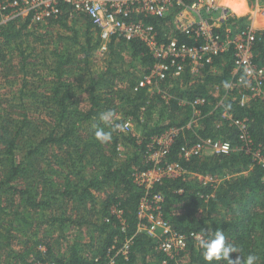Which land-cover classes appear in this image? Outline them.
Masks as SVG:
<instances>
[{
	"label": "trees",
	"instance_id": "1",
	"mask_svg": "<svg viewBox=\"0 0 264 264\" xmlns=\"http://www.w3.org/2000/svg\"><path fill=\"white\" fill-rule=\"evenodd\" d=\"M193 1L182 0L175 10ZM253 12L256 23L264 25V18ZM225 14L214 26L221 34L227 26L235 33L249 25L244 16ZM145 20L156 26L162 40L173 34L171 24L163 26L155 17ZM54 26L61 32L53 35ZM174 33L193 43L184 32ZM98 45V30L84 14H62L42 23L19 17L0 27V85L18 86L11 94L0 92V250L7 251L0 264H177L185 252L187 264H208L192 234L208 238L211 229L219 228L241 255L256 248L257 264H264V166L239 148L238 127L221 116L226 109L232 119H245L250 145L264 156V104L255 100L240 105L238 92L245 85L229 88L231 51L214 56L199 76L185 70L149 88L137 86L155 61L143 41L111 38L100 54L103 66L95 69ZM253 60L264 65V29L255 30ZM196 96L206 99L197 105L200 125L186 127L192 114L189 102ZM81 100L87 101L84 109L79 108ZM108 111L114 116L106 124L100 115ZM126 119L135 122L136 133L117 127ZM172 127L179 130L160 163L176 162L183 172L163 176L148 188L138 185L131 171L153 166L144 156L147 145ZM97 128L111 131V141L99 142ZM199 138L229 140L237 148L187 159L179 155L182 145ZM118 145L129 149L123 159L116 156ZM223 171L229 176L219 182L198 178ZM155 193L163 195L162 216L186 236L185 248L175 257L137 228L141 198ZM251 216L256 219V242L246 234ZM43 225L44 238L56 230V238L66 241V230L74 228L67 256L54 255L49 243L35 237L27 243L28 234ZM83 226L98 232V240L86 244L88 251L78 236ZM15 232L26 237L20 239V250L12 245ZM41 243L46 253L36 249Z\"/></svg>",
	"mask_w": 264,
	"mask_h": 264
},
{
	"label": "built area",
	"instance_id": "2",
	"mask_svg": "<svg viewBox=\"0 0 264 264\" xmlns=\"http://www.w3.org/2000/svg\"><path fill=\"white\" fill-rule=\"evenodd\" d=\"M181 5L182 0H0V27L19 17H28L31 22H45L50 17L62 14H68L69 17L84 14L98 30L99 45L96 52L104 53L111 38H123L126 41L138 38L148 47L155 61L152 69L138 80L139 87L157 86V81L177 77L185 70L195 76L204 65L211 63L214 56L230 50L233 78L229 88H234L233 83L245 85V89L238 92L240 105L255 100L264 104V65L253 60L257 29L249 24L235 33L229 29L221 34L214 30V26L224 20L226 14L217 0H194L175 10L176 6ZM217 10L218 14L215 13ZM148 17H155L158 22L161 20L163 26L171 24L173 34L168 35L166 40L159 38L156 26L145 20ZM176 30L184 32L193 43L180 41L174 33ZM205 102L204 96L190 100L192 114L186 127H199L201 117L197 105ZM221 116L230 118L238 127L241 140L239 148L251 153L264 166V156L250 145L245 119H232L226 109H222ZM130 128L127 121L120 130L125 132ZM178 130V127H172L159 137H154L147 145L144 156L153 162V166L146 170L131 171L134 182L148 188L163 176H177L183 172L176 162L160 163ZM234 148L237 147L229 140L199 138L190 145H182L179 155L187 159L192 155L228 154ZM162 200L163 195L160 193L153 194L151 198H141L137 228L154 237L159 242L158 249L175 257L185 248L186 236L173 230L162 216ZM192 235L198 240L202 237L199 233Z\"/></svg>",
	"mask_w": 264,
	"mask_h": 264
},
{
	"label": "rangeland",
	"instance_id": "3",
	"mask_svg": "<svg viewBox=\"0 0 264 264\" xmlns=\"http://www.w3.org/2000/svg\"><path fill=\"white\" fill-rule=\"evenodd\" d=\"M223 2H224V4H223ZM223 2L220 3V4H223V5H225V6L228 7V9H229V12L228 13L230 15H234L236 17H243L244 16L245 17L244 20L248 24H252L253 11H257L258 14L261 16L260 18H262V19L264 18V1L257 0L254 3H252V2H249L248 0H224ZM215 13L218 14L219 13L218 10ZM39 23H42V22H39ZM256 27H258L257 29H259V27H260V29H264V25H256ZM53 28H54L53 35H55L58 32H61V30H62L58 26H54ZM229 29L232 30L234 28H231V26H227V27H225L224 30H229ZM122 53H123L124 59L127 62L129 60L128 54L125 51L122 52ZM103 63H104V61H103L102 56L100 55L99 52H97L94 55V59H93L94 68L95 69H99L101 66H103ZM218 69H219L218 66H215L214 67V70H218ZM200 74H201V72H199V74H197L195 76H199ZM0 79H1V77H0ZM10 79L13 80L15 78L13 76H11ZM17 87L18 86L15 83H12V84L4 83V84L0 85V92L5 93L6 95L7 94H11L15 89H17ZM86 102H87L86 100H81L80 105H79V108L84 109L86 107ZM119 117L120 116L118 115L117 116V119ZM127 121H129V123L131 125V128L128 131H125V132L128 133L130 131L132 133H136V126L134 124L135 122L132 119L131 120L126 119V120H123L122 122H120L118 124L119 125V128L125 122H127ZM121 146L120 145L117 146L118 149H117L116 156H118V158H120V159H123V158H125V152H128L129 149L128 150L127 149L125 150L124 148H122L123 146L122 147ZM228 176H229L228 175V171H223V173H220L219 175H216V176L210 175V176L207 177V176H203V175H198V178L199 179H203L205 177L204 179L206 181H208V180H214L216 182H219V181H222L224 178H226ZM224 212H225V209L223 208L220 211L219 216H221L222 214H224ZM35 214L38 215L37 212ZM250 222H251V224H249L247 226V229H246L247 233L246 234H248L249 237L251 239H253L254 242H256L255 241V238H254V233H253V232H256V230H257L256 219H255L254 216H251ZM45 228H46V226L43 225V226L39 227L36 232L29 233L28 236H27V237H29V240L27 241V243H30L31 244L33 242L34 237H35L37 239H41L44 242L49 243L48 246H49V248L52 247V251H53L54 255H64V256H67L68 255L67 254V249H68V245L67 244H68V240L74 239L73 236H75V234H76L74 228H70V229L66 230L67 241L66 240H63L60 237H57L56 238L57 233H58L56 230L53 231L52 235H50L49 237L46 236L44 238L43 235H44V232H45ZM218 230H220V228ZM214 231L215 230H212L211 229V232L214 233ZM249 232H251V233H249ZM78 236L80 237V241L83 242V245H84V248H85L86 251H88V249H89L88 248L89 245H86V244H88L89 242H93L95 240H98V232L96 230H93L92 228H87L86 226H83L80 229V231L78 233ZM22 238H26V237L20 235L17 232L14 233V237H13V241H12V245H13L14 248L20 250V248H22L24 246L20 242V239H22ZM36 249H38V251H41V253H46V251H47V248H46L45 243L39 244L38 245V248H36ZM253 250H257V249L256 248H252V252L249 253V254L256 255L257 258H258L257 259V262H259L260 254H259L258 251L256 252V251H253ZM249 254L241 255L238 252V250H236V252L230 253V257L232 259H235L236 257L240 256V258L243 261V259H245L247 257V255H249ZM6 256H7V251L6 250H0V260H6ZM188 260H189L188 254H187V252H185L183 254V256H181V258L176 263L177 264H187L188 263ZM226 262L227 261H220L221 264H227Z\"/></svg>",
	"mask_w": 264,
	"mask_h": 264
},
{
	"label": "clouds",
	"instance_id": "4",
	"mask_svg": "<svg viewBox=\"0 0 264 264\" xmlns=\"http://www.w3.org/2000/svg\"><path fill=\"white\" fill-rule=\"evenodd\" d=\"M113 116L114 114L111 111H108L101 113L100 119L108 124L112 122ZM117 127L119 128V125H117ZM94 135L101 143L110 142L112 139L111 131H104L99 128L95 130ZM198 243L199 247L203 250V257L208 264H212L213 261H227V264H257L258 258L254 254L247 255L243 261L240 256L232 259L230 253L236 252V249L233 245L226 242L225 234L221 230H216L208 238L201 237Z\"/></svg>",
	"mask_w": 264,
	"mask_h": 264
},
{
	"label": "crops",
	"instance_id": "5",
	"mask_svg": "<svg viewBox=\"0 0 264 264\" xmlns=\"http://www.w3.org/2000/svg\"><path fill=\"white\" fill-rule=\"evenodd\" d=\"M219 1V0H218ZM219 4H220V2H219ZM237 4V3H236ZM220 6H221V8H222V12H228V7L227 6H225V5H223V4H220ZM253 15L255 16V14H254V12H253ZM263 16V15H262ZM256 18V17H255ZM255 27V26H254ZM256 29L258 28V27H255ZM259 29H260V27H259Z\"/></svg>",
	"mask_w": 264,
	"mask_h": 264
},
{
	"label": "bare ground",
	"instance_id": "6",
	"mask_svg": "<svg viewBox=\"0 0 264 264\" xmlns=\"http://www.w3.org/2000/svg\"><path fill=\"white\" fill-rule=\"evenodd\" d=\"M223 4H224V2H223ZM252 16H253L252 25H253V26L255 25V27H256V25H258V24H257L256 21H255V16H254V15H252Z\"/></svg>",
	"mask_w": 264,
	"mask_h": 264
}]
</instances>
